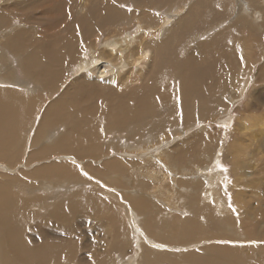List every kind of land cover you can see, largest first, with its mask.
Masks as SVG:
<instances>
[{
  "label": "rangeland",
  "instance_id": "1",
  "mask_svg": "<svg viewBox=\"0 0 264 264\" xmlns=\"http://www.w3.org/2000/svg\"><path fill=\"white\" fill-rule=\"evenodd\" d=\"M142 3L0 0V85L12 82L23 88L11 92L9 87L0 86V105L4 106L0 127L4 122L8 124L4 131L11 127V122L17 128L20 126L21 136L18 132L14 143V149L20 153L24 148L27 155L47 151L34 154L33 160L27 158L24 166L20 161L15 169V165L0 157V173L27 176L24 175L27 170L33 173L38 164L44 167L51 162H67L80 176V181L77 175L57 179L53 186L43 185L34 175L28 176L30 184L39 185L26 192L39 198L30 206V211H37V217L18 221L15 231L27 242L36 243V239L47 235H40L39 225H35L49 217L47 204L60 198L68 201L81 190H90L93 197L90 202L81 197L78 212L66 214L76 221L73 233L46 231L51 234V240L45 241L50 248L39 252L43 247L37 246L30 254L25 253L33 262L224 264L217 259L209 263L207 258L212 254L228 257L231 253L230 256L240 259L253 245L258 249L257 255L263 250L264 0H143ZM17 4H20L17 9L12 8ZM59 6L64 9L62 13H57ZM43 7H51L53 13L42 12ZM131 38L136 39V45L126 54L142 50L150 53L139 72L140 87L125 92L118 87L108 91L103 88L104 83L89 79L85 70L105 59V51L101 50L105 44H122ZM40 51L43 56H35ZM93 53L98 56L92 58ZM20 58L26 64L31 63L25 70L37 82L50 80V87L42 90L48 93L44 92L46 96L34 95L37 89L29 84L33 82L35 87L36 82L20 72L16 79L14 72ZM136 75L131 72L132 78ZM124 76H119L117 83ZM62 89L57 99L49 101ZM125 93L137 99L131 102ZM7 95L32 107L15 121L8 109ZM76 97L82 102L79 109L91 108L88 115L101 112L102 107L112 112L115 127L112 133L106 125L103 128L109 118L107 111L99 122L105 133L104 142L112 134L115 143H104L97 153L101 163L119 158L120 161L113 169H106L105 174L93 165L85 166L91 161L87 158L61 156L59 143L47 139L55 137L59 126L65 128L59 123L49 127L46 123L47 136L39 142L34 139L46 109L62 108L57 116L65 115L71 107H77ZM138 105L145 110L138 117H130L133 107ZM154 130L160 133L158 138L154 137ZM180 142H192L188 160L182 161L174 153ZM50 145L58 146L57 151L47 150ZM129 155L145 174L135 177ZM92 162L97 165L96 160ZM120 167L126 171L118 172ZM97 176L101 178L98 180ZM131 179H136L135 186L130 185ZM139 182L142 186L137 185ZM186 195L193 196L192 203L199 199L201 209L209 208L211 215L227 219L228 223L219 230L213 229L212 223H208L211 219L208 211L202 209L199 217L194 214L199 222L188 224L193 214ZM139 199L141 202L135 204ZM43 201L46 205L41 206ZM50 211L52 216L53 210ZM101 211L119 218H96Z\"/></svg>",
  "mask_w": 264,
  "mask_h": 264
},
{
  "label": "crops",
  "instance_id": "2",
  "mask_svg": "<svg viewBox=\"0 0 264 264\" xmlns=\"http://www.w3.org/2000/svg\"><path fill=\"white\" fill-rule=\"evenodd\" d=\"M1 14H2V12H1ZM43 54L44 53L42 51H40L37 54L35 53V56H43ZM28 65H31V63L26 64L20 58V62H18V70L19 71L17 70L14 72L16 79H19L17 74L20 72L22 75L25 76V78L32 79L33 81L36 82L37 86H35V87L32 86L33 82L29 84V86L32 89H37L36 92H34V95L42 93L43 96H46L48 93L46 91H42V90L44 88L50 87V80L47 78V79H43L41 82H37V80L34 77H31L30 75L27 74V71L25 69H26V67H28ZM232 71H233V69H232ZM19 81H21V80H19ZM224 82H226V80ZM0 86H2L3 88L9 87L8 90H10L11 92L17 91V90H23L22 86H19L18 84H14L12 82L4 83V84H1ZM62 91H63V89L61 91L59 90L55 96H53L49 99V101H51L52 99H54V100L57 99L60 96V95H58V93H60ZM44 92H46L47 94H45ZM33 97H35V96H33ZM48 103L46 104L47 107H48ZM25 104H28V103H25ZM62 106H63V104H62ZM106 106H108V105H106ZM31 107H32V105L30 104V107L23 110L22 113L24 111H27ZM76 109H77V107L76 108L71 107L69 112H67L65 115H59V116H57V113L59 111H61L62 108H61V110L55 109L48 116L47 119H44V117H43L41 123L37 127V131H36V134L34 136V139H36V142H39L41 138H43L44 136H47L48 131L47 130L44 131V127L46 126V123H47V126L48 125L49 126H55L56 124L59 123V125H63L65 127V128H63L62 126H59L58 127L59 130H56L55 137H53L51 139H49L47 137V139L50 142H58L59 143L63 131L67 130V129H72L74 131L73 141L66 143V148L68 149V154H66V153L63 154L64 148H62L60 146V148L62 150L61 156L65 157L67 155H69V156L77 155V156L81 157L82 159L87 158L91 161H87L85 163V166L91 167L93 165L97 171H99V169H101L103 174H105V170L106 169H113L114 165L120 161V158L118 160H105L101 163L99 160L100 155L97 152H98V150L103 148L104 143L112 145L113 143H115V140L111 134L109 136L110 140L104 142L103 135L105 137V133H104V130L102 129V127H97L95 124H92V122L86 121L84 119L71 120L69 122H66L69 115ZM108 109L109 108L105 109V107H102V110H108ZM9 112H10V110H9ZM22 113H21V115H22ZM97 113H99V112H94V114H97ZM44 114H43V116H44ZM0 118H3V117L1 116ZM20 118H21V116H20ZM7 127H8V124L6 122H4L2 127H0V157L7 164L15 165L14 169L16 167H18L20 161H22V165L24 166V165H26L27 158H28V161H30V160H33L35 158L34 154H36V155H37V153L44 154L47 152V151L42 150L39 152H34V153L32 152L29 155H27L25 148L23 150H21V153L19 152V150H15L14 149V143L17 140L16 136H17L18 132H19V136H21L20 129L16 128L17 124L12 123V122H11V127H9L6 131H4V129ZM23 127H24V132H26L25 128L27 127V125L24 124ZM110 132L112 133L113 131H110ZM12 133L15 136H12ZM25 147H26V145H25ZM57 148H58V146L50 145L47 148V150L48 149H51V150L56 149V151H57ZM92 160H96L97 165H94ZM68 161L72 164L74 163V162H71L70 159H68ZM183 161H185V160H183ZM45 162H47V161H45ZM54 165H55L54 162L47 163L46 165H44V167H39L40 165L38 164L37 166L33 167V170H34L33 173H28L29 170H27L26 174H24L27 176L16 175V173H14V172H11L13 174H11V173L7 174L8 171L0 173V175H1V179H0V256L10 264H32V263L42 264L40 262L31 261V256L26 257L25 253L30 254L31 249H34L37 246L43 247L42 250H39V252L50 248L48 246V244L45 243V241L51 240V234L49 232H46V231H51L53 229V230H57V231L59 230V231H64V232H68V233L74 232L73 227H74L76 221H74V222L71 221V218H70L71 216L70 217L66 216V214L72 210L74 213L78 212L76 210V207L81 206V205H79V202H81L80 198L82 197L84 200V198H86L90 194V190L78 191L68 201H66L67 198H60V199H57L56 201H54L50 204H47L48 208L53 210L52 216H51V211L49 209V213H48L49 217H45V218L40 219L37 222H35V225H39V229H38L39 234L40 235L47 234V235L44 238L40 237V238L36 239V243L29 242V241L27 242L26 239L19 237V234L15 231V228H16V225L18 224V221L21 223L24 221L27 222V219L29 217H31V218L37 217V215H36L37 211H30V206L33 204V201H39V198H37V197L33 198V196H32L33 192L32 193H26V192H28L29 190H35V188L38 187L39 185L36 186V184H30L31 180L29 178H27L28 176L34 175L35 176L34 179L38 178V180H40L43 185L46 183L45 184L46 186H53V185L57 184V182H55V180H57V179H61V178H65V177H73L75 175H77V179L80 181V176L78 175V173H76L77 172L76 168H74L71 164H69L67 162L63 163V164H58V166L56 167L55 170L53 169ZM76 166H78V165H76ZM4 168H7V167H4ZM41 169H44L46 174H42L40 172ZM97 177H98V180L101 178L100 176H97ZM40 205L41 206L46 205L45 201L40 203ZM96 205L97 204H95V206ZM103 212L104 211L98 212L96 218H98V216L102 217V218H107V216L109 218H114V219L119 218V215H115V216L110 217L106 212H104V214H106V215H104ZM50 218L52 220H50ZM68 238H70V237H68ZM65 239H67V238H65ZM120 245H121V243L119 244V246ZM94 246H96L95 243H93V247ZM115 246L118 247L117 245H115ZM92 255H91V260L93 259ZM93 261H94V259H93ZM0 263H2V262H0ZM2 264H4V263H2Z\"/></svg>",
  "mask_w": 264,
  "mask_h": 264
},
{
  "label": "bare ground",
  "instance_id": "3",
  "mask_svg": "<svg viewBox=\"0 0 264 264\" xmlns=\"http://www.w3.org/2000/svg\"><path fill=\"white\" fill-rule=\"evenodd\" d=\"M141 4H143V0H140ZM20 4H17L16 6H13L12 8L17 9L18 6ZM22 8V7H21ZM63 7L59 6V8L57 9V13H62L63 12ZM42 12L47 13V14H52L53 10L51 7H43ZM140 23H144V20H141ZM142 26V25H141ZM1 34V33H0ZM110 45L105 44L103 46V48L101 49L102 51H105V59L104 60H98L96 61L92 66H90L89 68H87L85 70V73L89 76V79H93L98 83H104V89L108 90V91H112L115 87H118V89L120 91H127L129 88H137L141 86V79L139 77V72L143 70V63L150 57V53L142 50L139 51L137 53L134 52L133 50V54H126L128 51H132L131 50V46L136 45V39L135 38H131L129 40H124L121 43H108ZM27 44L24 43V46H26ZM98 54L97 53H93L92 54V58L97 57ZM128 62V63H126ZM127 67V68H126ZM134 71V73H136V77L132 78L131 76V72ZM122 74H124L125 76L121 79L120 83H117V79L119 78V76H121ZM130 98L131 102L135 99H137L136 97L130 96L129 94L125 93V98ZM6 101L9 104V110L10 113L12 114L13 118L15 120H19L21 113L23 110L27 109L30 107V104H25L22 103L18 100V98L12 96V95H7L6 96ZM75 104L77 105V109L74 110L69 117L67 118L66 122H69L71 120H78V119H84L86 121L89 122H93L96 119H98L95 123V125L97 127H102V123L99 122V118H101L102 114L104 111L107 110H102L101 112L97 113V114H92V115H88L89 113H91V108L88 107V110L84 111V110H80L79 107L81 105V100L79 99V97L75 98ZM102 105V104H101ZM55 110L54 107H48L45 111L44 114V119H47L48 116ZM145 109L143 108L142 105H138L133 107L132 111L130 112V117H138L142 114V112ZM4 111V106L0 105V114ZM109 115V118H107V120L103 123V127L106 125L107 130L108 131H113L115 129L114 125H112V113L111 111H107ZM106 115V116H107ZM65 122V123H66ZM63 124V123H62ZM20 127V126H19ZM18 127V129H19ZM17 128V127H16ZM22 129V128H21ZM153 135L155 138H158L160 136V133L158 131H153ZM73 136H74V131L72 129H67L64 130L62 135H61V139L59 142V145L64 148L63 149V154H68V149L66 148V143L67 142H72L73 141ZM164 137V136H162ZM181 143V142H180ZM177 143V144H180ZM128 152L125 149V156ZM239 155V154H238ZM65 156V155H64ZM74 157H79L77 155H72ZM129 158V162H130V167L132 168V171L135 172V177L138 174H145L146 171L142 170L139 166H138V162L133 159L130 155L127 156ZM186 157V156H185ZM184 159V157L182 158ZM76 160V159H75ZM241 161V160H240ZM58 166V164H55L53 169L55 170L56 167ZM118 172H125L126 168H122L120 167L118 170ZM154 171V170H153ZM40 172L42 174H46L44 169H41ZM152 174L153 172L150 171ZM149 173V172H148ZM150 173V174H151ZM157 173V172H156ZM164 173V172H163ZM148 174V175H150ZM155 174V173H154ZM147 175V174H146ZM158 175V174H157ZM152 176V175H151ZM153 177V176H152ZM139 179V178H138ZM136 180V179H135ZM135 180L133 181L132 179L130 180V185L131 186H135ZM183 182V181H182ZM180 180V183H182ZM138 186L141 185V183L139 182L137 184ZM142 186V185H141ZM141 188L139 187L140 190ZM187 190V189H186ZM196 191V190H195ZM204 191V190H203ZM123 193V192H122ZM196 193V192H195ZM200 193V192H199ZM188 194V193H186ZM204 194V193H202ZM212 194V193H211ZM153 195V194H152ZM184 195V194H183ZM205 195V194H204ZM209 195V194H207ZM132 196V195H131ZM151 196V195H149ZM187 196V195H186ZM219 196V195H218ZM145 196H143L144 198ZM147 197V196H146ZM189 199L187 200V205H188V209H190L192 212L191 214H193V218L190 220H187L189 223L191 224L193 223V225H195L196 222H199L198 220V213H200L201 211H203L202 209H205L208 211V214L210 216V220L208 221V223H212L213 225V229H221L223 228L228 221H226L227 219H222V218H216L213 215H211L209 213V208H202V204H199V199H194V203H192V199L193 196L189 195L187 196ZM207 197V196H206ZM93 199L92 195H88L86 198H84V201H89L90 199ZM135 198V197H134ZM148 198V197H147ZM132 199V198H131ZM142 199H139L137 201H135V204H139L141 202ZM145 201V200H144ZM149 201V200H148ZM143 202V201H142ZM147 202V201H146ZM149 203V202H147ZM86 204V203H85ZM142 204V203H141ZM144 204V203H143ZM153 206V205H152ZM201 206V207H200ZM154 207V206H153ZM150 208V207H149ZM189 210V211H190ZM207 213V212H206ZM194 214H196V216L198 215L197 218H194ZM190 216V215H189ZM195 216V217H196ZM192 217V216H191ZM202 218V217H201ZM203 219V218H202ZM205 219V218H204ZM208 223H205L206 226L208 227ZM256 224V223H255ZM199 225V224H198ZM197 226H195V229H198ZM201 226V225H200ZM245 226V225H244ZM247 226V225H246ZM247 229V228H246ZM193 230V229H191ZM189 231L190 234H192L193 231ZM256 230V229H255ZM254 230V231H255ZM261 230V227L260 229ZM252 231V230H251ZM207 232V231H206ZM250 232V231H249ZM205 231H201V234H204ZM176 235V234H175ZM190 236V235H188ZM201 236V235H200ZM203 236V235H202ZM193 237H191L192 239ZM264 238V237H263ZM188 239V238H187ZM190 239V240H191ZM231 245V244H230ZM109 246V244H108ZM227 246V245H226ZM217 248V247H216ZM226 248V247H225ZM249 253L244 254L245 256L241 257L239 256L240 259H235L236 257H233V254L230 256V254H228L229 256L227 257L226 252L224 255H226V257H221V256H216L214 254L210 255L207 259L210 263V261H213L215 259H217V261L219 260L220 262L223 261L224 264H262L264 262V247L263 250L262 248L260 250H262V252H260L259 255H257V250L256 247L253 245L251 247H249ZM260 248V247H259ZM146 249V248H145ZM241 249V248H239ZM248 249V248H245ZM146 253H149L148 250H144ZM235 251L237 253H239V251L237 249H235ZM247 251V250H246ZM151 252V251H150ZM235 252V253H236ZM158 253V252H157ZM234 253V254H235ZM239 254H235V256H238ZM242 255V254H241ZM149 256V255H148ZM0 262L4 263V264H10L7 261H5L1 256H0ZM128 262V261H127ZM135 263V262H134ZM222 263V262H221ZM136 264V263H135ZM212 264V263H211Z\"/></svg>",
  "mask_w": 264,
  "mask_h": 264
},
{
  "label": "trees",
  "instance_id": "4",
  "mask_svg": "<svg viewBox=\"0 0 264 264\" xmlns=\"http://www.w3.org/2000/svg\"><path fill=\"white\" fill-rule=\"evenodd\" d=\"M139 136L141 139H143L144 134L141 133ZM191 146H192V142L189 144H184L182 142L180 144H178L177 147L174 149V153H175L176 157H178L180 155L182 158L184 157V159H182V161L188 160L190 158V157H188V155H189V152L191 150ZM190 160L193 161L192 159H190ZM149 164H150L149 162L145 163V165H147V166H149Z\"/></svg>",
  "mask_w": 264,
  "mask_h": 264
}]
</instances>
